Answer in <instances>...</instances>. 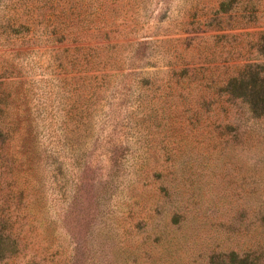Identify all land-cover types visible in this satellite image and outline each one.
Segmentation results:
<instances>
[{
    "label": "rangeland",
    "instance_id": "rangeland-1",
    "mask_svg": "<svg viewBox=\"0 0 264 264\" xmlns=\"http://www.w3.org/2000/svg\"><path fill=\"white\" fill-rule=\"evenodd\" d=\"M255 80L264 0H0V264H264Z\"/></svg>",
    "mask_w": 264,
    "mask_h": 264
},
{
    "label": "trees",
    "instance_id": "trees-1",
    "mask_svg": "<svg viewBox=\"0 0 264 264\" xmlns=\"http://www.w3.org/2000/svg\"><path fill=\"white\" fill-rule=\"evenodd\" d=\"M236 79H242V76ZM254 83L255 96L248 100L245 99L243 102L247 104L249 111L255 114V116H262L264 115V97H259V94L261 92V84L263 83H258L257 80H255ZM259 261L260 257L255 254H239L235 251H229L221 254L217 259L213 260L211 264H260Z\"/></svg>",
    "mask_w": 264,
    "mask_h": 264
}]
</instances>
